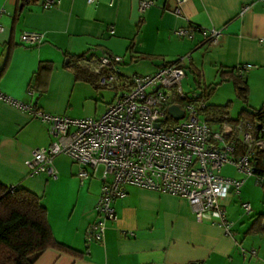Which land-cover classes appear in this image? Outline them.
Instances as JSON below:
<instances>
[{"label":"crops","instance_id":"0c3cea01","mask_svg":"<svg viewBox=\"0 0 264 264\" xmlns=\"http://www.w3.org/2000/svg\"><path fill=\"white\" fill-rule=\"evenodd\" d=\"M141 1L60 0L44 8L45 0L30 5L0 0V89L49 113L99 116L110 103L107 92L78 81L67 65L69 57L85 55L96 63L105 53L122 55L118 87H124V78L153 73L190 54L186 77L190 69L200 85L206 84L210 68L219 79L220 68L239 71L252 65L242 73L249 95L247 103L237 98L244 105L240 112L264 111V0H187L180 13L175 12L177 0H154L144 13ZM193 27L221 30L218 42L206 41L200 33L194 38L177 33ZM27 30L42 32L43 43L23 45L20 38ZM45 64H51L50 70L38 73ZM111 90L113 98L116 91ZM240 112L230 116L240 118ZM51 142L44 122L0 101V183L42 196L54 237L77 251L49 248L37 264H264V187L234 166L238 174L221 172L245 180L239 194L231 191L222 198L233 235L210 219L197 221L185 198L127 185L126 195L114 202L118 219L107 222L102 240L87 245L88 229L99 218L102 181L97 178L93 187V178L82 180L80 166L67 155L55 159L57 179L31 175L27 161L33 149ZM61 156L69 161L58 163ZM243 202L251 204L250 213ZM242 247L248 252L243 254Z\"/></svg>","mask_w":264,"mask_h":264},{"label":"built area","instance_id":"2783aa9c","mask_svg":"<svg viewBox=\"0 0 264 264\" xmlns=\"http://www.w3.org/2000/svg\"><path fill=\"white\" fill-rule=\"evenodd\" d=\"M186 1L177 0L175 12L180 13ZM59 2L45 0L44 8ZM153 4L154 0H142L139 11L144 13ZM177 33L189 38L200 33L204 40L217 43L221 30L193 27L179 29ZM20 41L26 46H37L43 43L44 34L27 30ZM188 59L190 54L162 65L153 73L124 78V87H118L123 80L122 55L105 53L96 63L84 60L100 76V88L116 91L106 111L99 116L73 118L49 113L0 89L1 102L28 112L49 127L52 142L34 148L27 161L31 175L45 174L57 179L55 159L67 155L80 166L78 176L82 180L102 181L96 206L99 218L88 229L87 245L102 240L107 222L118 219L114 202L126 195L127 185L185 198L197 221L210 219L229 235L234 234L233 222L227 217L222 198L231 191L239 194L245 180L222 175L223 167L232 165L264 187V172L258 173L254 164V157L264 150V122L257 125L251 119H234L230 114L222 117L206 114V102L201 95L197 92L191 95L183 89ZM251 67L243 65L239 69L242 73ZM29 93L35 91L30 88ZM173 105L183 110L182 118L169 113ZM14 188L12 185L11 189ZM242 206L247 213L252 211L249 202H243ZM241 251L248 252L243 247ZM251 253L256 254L255 250Z\"/></svg>","mask_w":264,"mask_h":264},{"label":"trees","instance_id":"16d2710c","mask_svg":"<svg viewBox=\"0 0 264 264\" xmlns=\"http://www.w3.org/2000/svg\"><path fill=\"white\" fill-rule=\"evenodd\" d=\"M21 4H37L40 0H20ZM85 55L69 57L67 65L72 68L78 81L91 83L98 88L100 76L92 72L85 64ZM172 62H168L169 64ZM165 65V64H164ZM51 64L42 65L39 72L50 70ZM236 68H220V82H232L236 96L243 103L248 102L249 85ZM219 84V83H218ZM211 90V86H208ZM205 101L208 93L206 89L200 94ZM206 102V101H205ZM232 102L226 104L206 103L204 111L214 116L229 114ZM240 118L251 119L257 125L264 122L263 109L249 111L242 110ZM254 164L258 173L264 172V150L259 151L254 157ZM6 186L0 183V264H37L40 256L49 248H55L70 254H77V251L57 241L53 235L47 207L43 197L18 185Z\"/></svg>","mask_w":264,"mask_h":264},{"label":"rangeland","instance_id":"374dc122","mask_svg":"<svg viewBox=\"0 0 264 264\" xmlns=\"http://www.w3.org/2000/svg\"><path fill=\"white\" fill-rule=\"evenodd\" d=\"M213 69H208L206 72V84L202 81V85L199 84V80L195 79V75L193 72L188 69L187 70V77L183 80L182 85L183 89L188 94H193L194 92H197L198 94L204 93V90L206 89V93H208L207 97L205 98L206 103L210 104H226L230 101H232V108L230 109V114L232 117H237L240 110L244 107L243 103L240 102L235 94L234 91V85L232 82H220V79L214 78ZM219 84H218V83ZM206 85V86H205ZM208 86H211L212 88H215L214 90H211ZM102 91L107 92L105 96L106 103L108 101H111L113 98V91L108 88H101ZM112 98V99H111ZM58 163L65 164L69 161V157L61 156L56 160ZM230 173H236V170L232 167V165H226L223 167L222 174H230ZM93 187L97 186L99 184V180L97 178H93Z\"/></svg>","mask_w":264,"mask_h":264},{"label":"water","instance_id":"95a60500","mask_svg":"<svg viewBox=\"0 0 264 264\" xmlns=\"http://www.w3.org/2000/svg\"><path fill=\"white\" fill-rule=\"evenodd\" d=\"M169 113L177 119H180L184 116L183 110H181L177 105L171 106L169 109Z\"/></svg>","mask_w":264,"mask_h":264}]
</instances>
